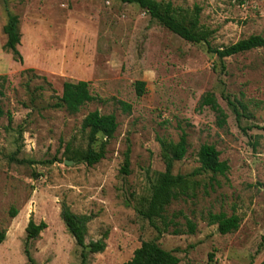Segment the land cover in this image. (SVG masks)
Segmentation results:
<instances>
[{
  "label": "rangeland",
  "instance_id": "1",
  "mask_svg": "<svg viewBox=\"0 0 264 264\" xmlns=\"http://www.w3.org/2000/svg\"><path fill=\"white\" fill-rule=\"evenodd\" d=\"M158 1L188 19L199 8L213 48L264 37V0ZM10 14L19 18L22 63L4 49ZM0 76V230L7 231L0 264H29L31 218L47 224L28 246L38 264H81L83 249L62 220L64 206L88 218L87 243L107 234L105 250L87 252L85 264H125L152 240L175 251L180 264H264V48L222 60L206 44L189 43L161 26L138 4L119 0H0ZM68 81L89 82L99 100L77 114L53 108ZM138 81L146 83L142 96ZM208 92L228 114L223 128L215 112L199 105ZM223 94L247 105L249 116L238 122ZM119 102L132 111L125 113ZM96 110L115 114L119 127L105 158L89 167L70 158L87 148L82 121ZM183 131L188 153L174 174L196 184L167 213L183 212L197 231L159 235L138 212L165 170L159 139L178 142ZM104 140L100 136L93 147ZM204 144L229 163L225 176L194 175ZM128 146L130 174L123 175ZM221 212L240 216L238 231L222 235L208 224L209 213ZM175 222L186 230L183 216Z\"/></svg>",
  "mask_w": 264,
  "mask_h": 264
},
{
  "label": "trees",
  "instance_id": "2",
  "mask_svg": "<svg viewBox=\"0 0 264 264\" xmlns=\"http://www.w3.org/2000/svg\"><path fill=\"white\" fill-rule=\"evenodd\" d=\"M122 3L138 4L153 20L161 26L167 28L172 33L181 37L185 41L193 44H206L210 53L217 55L220 59L233 57L238 54L251 52L253 50L264 48V37L260 35H252L246 39L221 47L213 48L210 44V32L200 26V9L197 8L195 15L188 19L177 14L173 5L168 2H160L158 0H119ZM7 38L4 49L13 55L16 62L22 63L23 57L18 49L21 44L22 34L19 29V18L17 15L10 14L8 21L3 28ZM224 68V66H223ZM33 71V70H30ZM5 76H0V81ZM146 83L143 81L136 82V91L139 96L145 92ZM0 95L2 92L0 91ZM227 104L233 110L238 122L249 116L248 107L236 98H232L230 94L222 96ZM99 99L93 95L90 83L87 81L65 82L63 85L62 96L53 105V108L64 109L70 114H77L81 109ZM125 113L132 111V106L125 102H119ZM201 108L209 107L217 116V125L223 128L228 123V114L220 105L217 96L208 92L205 93L199 102ZM5 112L0 105V120L4 117ZM12 119V118H11ZM119 127L115 114H102L96 110L90 112L82 121V130L86 132L87 148L78 149L70 158L80 163L92 167L100 163L106 156L107 146ZM264 129V128H262ZM102 136L105 140L100 144L99 148L93 146L98 138ZM188 135L182 132L179 141L159 139L161 147V157L165 164V170L157 174L155 182L151 187L150 198L144 203L142 209L139 210L140 216L148 220V222L156 229L159 235L170 233L172 235L190 234L193 235L197 231V225L190 220L183 212L174 214L172 218L168 217V208L175 201L190 197L191 192L195 189L196 182L190 176L182 174H174V165L176 162L182 161L188 153ZM66 151L70 153V146ZM130 154L131 149L128 146L124 154V163L121 169L123 175L130 174ZM221 153L214 145L204 144L198 152L199 169L194 175L202 173H211L214 176H225L230 171L227 161L220 159ZM18 210L11 209V216L15 218ZM183 216L186 220V230L177 228L175 219ZM62 220L64 221L69 233L74 238L78 247L82 248V262L85 264L86 253H100L105 250L107 234L102 240L86 242V226L88 218L72 213L67 206L62 211ZM209 225H216L220 234L227 235L238 231L242 219L240 216L233 214L228 216L226 213H209L207 218ZM156 222H160L158 225ZM171 227L174 229L171 230ZM47 229V224L41 222L37 224L32 218L26 227V248L25 255L29 264H38L31 256L28 246L37 240L41 233ZM7 231L0 230V245L6 240ZM181 259L175 254V251L164 249L157 241H145L138 247L132 258L125 264H180Z\"/></svg>",
  "mask_w": 264,
  "mask_h": 264
},
{
  "label": "water",
  "instance_id": "3",
  "mask_svg": "<svg viewBox=\"0 0 264 264\" xmlns=\"http://www.w3.org/2000/svg\"><path fill=\"white\" fill-rule=\"evenodd\" d=\"M66 162H67V164L71 163V162H69V161H66Z\"/></svg>",
  "mask_w": 264,
  "mask_h": 264
}]
</instances>
